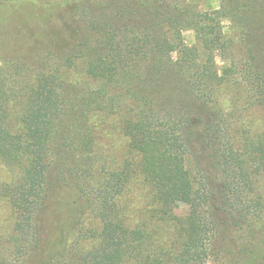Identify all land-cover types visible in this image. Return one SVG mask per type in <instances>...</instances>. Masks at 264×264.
<instances>
[{"label":"trees","instance_id":"obj_1","mask_svg":"<svg viewBox=\"0 0 264 264\" xmlns=\"http://www.w3.org/2000/svg\"><path fill=\"white\" fill-rule=\"evenodd\" d=\"M13 1L26 0L0 4ZM74 1L79 17L117 2L121 16L127 12L126 0H40L46 7ZM131 1L132 13L148 18L142 32L117 33L104 24V32L87 33L72 49L52 51L59 59L50 68L23 73L15 65L0 77V165L11 173L0 179V202L13 210L14 241L40 247L55 185L63 181L77 198L56 212L59 240L69 241L83 217L100 223L79 264H208L237 235L241 260L264 261V120L239 128L219 103L224 85L247 78L248 103L264 106V20L247 28L262 33L263 45L254 58L259 65L240 71V82L237 66L219 70L216 54L229 42L223 20L228 13L239 18L241 7L203 11L159 0L162 9L158 0ZM188 28L196 31L191 46L183 39ZM76 71L84 85L73 79ZM17 76L24 82L13 83ZM118 134L127 139L126 156L113 150ZM193 134L202 140L206 169L191 160ZM135 187L147 198L143 205L131 203ZM180 196L188 201L183 213L173 204Z\"/></svg>","mask_w":264,"mask_h":264},{"label":"rangeland","instance_id":"obj_2","mask_svg":"<svg viewBox=\"0 0 264 264\" xmlns=\"http://www.w3.org/2000/svg\"><path fill=\"white\" fill-rule=\"evenodd\" d=\"M184 1L203 11L220 9L224 4L241 7L239 13L245 18L242 19L240 15L239 18L233 17L232 19L231 13H228L222 22L224 34L229 42L225 53L218 52L216 54V65L219 66L218 68L221 71L228 66H237L235 69L239 72L234 76L238 77L240 82L244 81L241 74L244 75L245 71L254 63L259 65V62H256L254 58H257L256 53L261 54L263 44H261L262 41L259 38L262 33H248L247 28L251 24L254 25L257 18L259 20L257 23L261 22V19L264 20V10L262 15L255 13V8L262 4L261 0ZM161 2L158 0L156 5H160V8L164 9ZM170 2H174V0H170ZM125 3H127L125 5L123 3L124 11L127 10L125 16H121V12H119L121 3L117 2L114 7L112 6L115 14L111 13L113 12L111 8L107 7L106 12V9L100 5H93V10L84 13L82 17H79L78 7L80 4L77 1L68 5L52 4L50 7H46L40 0L13 1L0 4V77L3 74H8L10 70L15 68V65H17L15 69L21 68L19 71L23 73L26 72V68L30 67L50 68L54 61L59 59L55 57L56 54L55 56L52 55V51H56L58 54L61 51L72 49L73 44L80 41L87 33H101V25L104 24L108 29L118 31L117 33H133V30L142 32L143 25L148 19L147 16L145 17L140 11L132 13L135 4L131 0H126ZM178 5V7H181L182 2ZM180 14L182 13L180 12ZM96 17L99 18V21L96 22L98 26L94 22ZM254 17L255 19H253ZM102 32H104L103 29ZM183 39L185 44L194 45L196 43V31L193 28L184 30ZM258 59H260L259 56ZM256 72L257 69H254L249 73V75L253 74L255 76L253 83L258 80L259 72ZM72 77L78 81L81 80L79 84L83 83L84 85L82 74L76 71L72 74ZM23 80V76H17V79L13 78L12 81L13 83L15 81L16 83H23ZM91 83L96 87L100 85L97 81ZM251 85L252 83L246 78L242 85H224L219 92L220 105L226 112L233 113L232 118L235 121L239 120L237 125L239 128L242 127L241 125L250 122V120H255L253 121L255 125L259 123L258 125L261 126L262 120H264V106H250L248 103L253 92L251 91ZM240 88L244 91L236 94ZM246 105L245 110L243 107ZM112 144L114 146L113 150L116 151V155L119 157L128 154L127 139L122 134L116 135L112 140ZM191 146L194 155L191 160L196 164L197 159H199L202 168L206 169V158L202 152L203 143L198 135H192ZM10 174L8 168L1 164L0 179H8ZM55 188L56 196L52 203V208L55 210L49 215V224L45 228H41L40 247L37 249L32 246L31 248L28 246L29 249H27V243L26 246H22L14 241L16 232L13 233V210L8 202H0V264H79L82 253L95 246L97 240L93 237L92 231L97 229L100 223L86 217H83L79 223L73 226L72 237L69 238V241L59 240L57 234L60 220L56 216V212L62 210L63 206L66 207L72 200L77 198V193L71 185L63 181L58 182ZM130 196L131 203L136 205H143L147 200L138 192L137 187L133 189V192H130ZM187 202V198L184 196L175 198L173 204L176 212L183 213L187 209ZM63 217H66V212L61 214V218ZM224 220L229 221L226 217ZM235 227L239 228L236 225ZM87 236L88 238H86ZM226 243V245L231 243L226 246L228 250L222 251L218 256L211 259L208 264H264V261L246 263L244 259L241 260V240L238 235L235 238L233 237L232 240L227 239Z\"/></svg>","mask_w":264,"mask_h":264}]
</instances>
